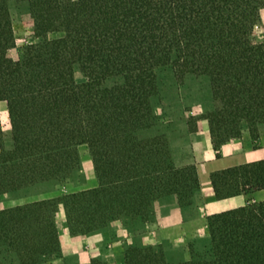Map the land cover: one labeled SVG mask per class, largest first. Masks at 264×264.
Masks as SVG:
<instances>
[{
	"label": "trees",
	"instance_id": "16d2710c",
	"mask_svg": "<svg viewBox=\"0 0 264 264\" xmlns=\"http://www.w3.org/2000/svg\"><path fill=\"white\" fill-rule=\"evenodd\" d=\"M33 20L17 59L12 4ZM264 0H0V199L43 184L84 180L79 146L90 149L98 185L56 198L0 206V264H48L62 257L63 205L71 235L121 220L154 221V204L181 207L201 193L195 163L177 161L170 129L190 133L207 119L215 149L264 123ZM85 77L79 90L76 72ZM204 76L214 107L187 116L159 112L160 74ZM178 115V116H176ZM181 122V123H180ZM217 199L264 189V159L211 173ZM208 243L173 261L166 245H128L123 264H264V200L207 216ZM91 264H110L94 258Z\"/></svg>",
	"mask_w": 264,
	"mask_h": 264
},
{
	"label": "crops",
	"instance_id": "0c3cea01",
	"mask_svg": "<svg viewBox=\"0 0 264 264\" xmlns=\"http://www.w3.org/2000/svg\"><path fill=\"white\" fill-rule=\"evenodd\" d=\"M191 111V110H190ZM193 112V111H191ZM187 116L188 111L185 112ZM1 119L8 120L7 103L0 102ZM194 115V114H192ZM197 115V114H195ZM180 131V130H179ZM259 134L253 138L249 129H245L240 138L233 139L215 149L207 119L198 121L197 131L190 133L181 124V134L191 140L190 158H179L174 147L173 131L169 133L173 154L178 162L195 163L201 185V193L194 198V203L181 207L176 196L158 200L155 204V218L148 226L141 229L138 240L143 244H160L164 241L186 247L185 259H189L188 245L196 244L201 238L208 239L207 216L237 208L248 202L264 200V189L251 191L224 199H217L211 184V173L228 167L264 159V123L260 124ZM93 161L89 162L90 171L86 181L81 184L68 183L43 192L40 199H51L63 194L94 188L98 185ZM34 201V200H33ZM57 224L62 246V257L52 264H91L99 258L110 264H123L126 245L133 243V234L126 231L121 220L113 222L104 231L73 236L70 233L63 205L56 209Z\"/></svg>",
	"mask_w": 264,
	"mask_h": 264
},
{
	"label": "rangeland",
	"instance_id": "374dc122",
	"mask_svg": "<svg viewBox=\"0 0 264 264\" xmlns=\"http://www.w3.org/2000/svg\"><path fill=\"white\" fill-rule=\"evenodd\" d=\"M11 11H12L13 20H14V30H15L17 46L15 48H12L9 51V55L12 58L17 59L19 55V48L22 45L29 43L32 39L33 20L31 19V16L28 13V8L26 5L14 3L11 5ZM255 38L256 40L264 39V10L262 12V22L255 29ZM86 80H87L86 77L80 71L76 72V82H77V87L79 90H82L84 88V84ZM159 83H160L159 84V87H160L159 94L162 99L161 103H159L158 105L159 112H161L162 106H163L164 108L163 111L166 114H170L172 112H175L176 110L175 108L172 107V105L177 106L179 104V105H182V109L184 108V110L188 111L189 115H192V114L198 115V114L203 113L206 110L212 109L215 105V103L212 100L211 93H210L209 80L208 78L204 76L187 75V76L182 77V76L176 75L175 73L171 71H165L164 73L160 74ZM190 110L193 112H191ZM1 123L5 131V134L6 135L9 134V131H10L9 119L7 121L5 118L1 119ZM172 131H173V137H174L173 143H174V147L176 148V154L178 155L179 158L180 157L184 159L190 158L191 140L189 136H183L180 133L181 128H178V127L177 129L175 128L170 129L169 133ZM79 151H80L81 158H82L84 180L82 181L80 179H77L70 183L81 185L86 181V174L89 173L90 171L91 167L88 164L89 162L91 164L92 156L90 154V149L87 145L79 146ZM54 188L56 187L53 184H50V183L43 184L37 187L33 194H31L28 197H23V198H15L10 194L3 195L0 199V206L2 208H6V207L14 206L17 204H23L29 201H33V200H36L35 198L40 197V195L43 192L49 191ZM168 197L170 196H166L161 199L168 198ZM155 204H154V211H155ZM151 223L152 222H150V224ZM145 226L147 227L148 224H146ZM126 231L133 234V237H132L133 243L127 244L126 247L128 245L143 244V243H140V241L138 240V237L140 236V234H142L139 228L134 227L131 229H126ZM207 243H208V239L201 238L198 242H196L195 248L198 251H202L204 246ZM163 244L166 245L167 253L173 261H178L179 259H182L184 257L186 247L180 246V245L178 246L170 242H166V241H164ZM187 249L189 250V248ZM48 264H52V262ZM60 264H64V263H60Z\"/></svg>",
	"mask_w": 264,
	"mask_h": 264
}]
</instances>
